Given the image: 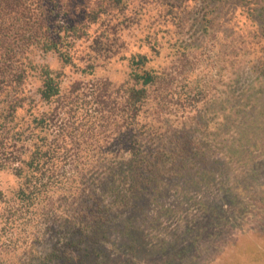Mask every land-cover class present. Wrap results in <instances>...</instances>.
Listing matches in <instances>:
<instances>
[{
	"label": "rangeland",
	"instance_id": "rangeland-1",
	"mask_svg": "<svg viewBox=\"0 0 264 264\" xmlns=\"http://www.w3.org/2000/svg\"><path fill=\"white\" fill-rule=\"evenodd\" d=\"M259 6L250 0H184L178 10L182 20L152 22L148 17L140 27L126 22L129 27L117 34L108 33V22L93 27L91 34L107 33L110 38L102 41L115 42L112 53L93 52V35L78 43L70 66L53 54L36 52L35 62L49 64L64 80V99L39 104V112L73 125L85 123L84 118L103 107L112 108L114 121L123 102L120 87L130 73L123 56L148 55L163 77L151 89L142 117L155 125L159 137L143 135L140 142L148 155L179 153L184 169L164 168V179L144 186L143 196L131 197L132 209L119 203L103 217L90 212L113 202L106 191L110 181L89 186L95 194L89 201L68 205L59 195L46 213L42 207L28 209L18 196L20 181L11 170L0 171V264H264V78L256 65L264 61L246 55L233 67L231 49L221 47L230 33L254 41L251 31L264 24V13L257 24L251 17ZM148 10L151 15L161 11L155 5ZM205 12L212 16L211 36ZM178 22L185 27L174 34ZM150 25L164 45L161 56L141 47ZM177 40L193 46L188 55L171 45ZM252 46L259 52L264 43ZM38 85L35 81L30 88ZM102 132L100 138L112 139L117 129L112 125ZM93 144V152L104 149L96 140ZM111 145L113 154L122 147L117 140ZM204 156L212 164H201ZM117 167L116 162L109 168ZM79 210L87 215L83 230L73 214Z\"/></svg>",
	"mask_w": 264,
	"mask_h": 264
},
{
	"label": "trees",
	"instance_id": "trees-1",
	"mask_svg": "<svg viewBox=\"0 0 264 264\" xmlns=\"http://www.w3.org/2000/svg\"><path fill=\"white\" fill-rule=\"evenodd\" d=\"M177 1L0 0V171L11 170L20 181L18 196L28 209L32 205L42 207L48 213L55 199L62 194L68 205L82 199L89 201L95 196L89 186L97 187L96 184L110 181L106 191L114 196L113 202L91 210V215H111L119 203H125L129 211L133 208L131 197L143 196L141 189L146 188L144 186L157 185L164 179V168L184 169L178 164L179 153L155 152L148 155L140 142L143 135L159 137L155 125L146 123L147 119L142 117L151 89L163 77L152 66L148 55L123 56L122 60L129 62L130 73L120 87L123 102L115 109V120L111 117L112 108L103 107L84 118L85 123L80 125H75L76 122L73 125L69 119L59 122L61 117L56 114L39 112V104L53 105L64 99V80L62 74L54 72L49 64H38L34 59L36 52L53 54L64 67L70 66L78 43L91 39L92 35L95 36L90 45L93 52L112 53L115 42L102 41L110 38L107 33L91 34L93 27L100 22H108V33L117 34L123 26L129 27L126 22L140 27L148 17L152 22L182 20L178 10L184 0L179 4ZM250 1L260 5L251 16L256 17L254 23L257 24L263 20L260 16L264 13V0ZM152 5L161 10L153 16L148 10ZM205 13V30L207 36H211L214 33L212 16ZM151 25L145 27L149 33L141 40V47H149L161 56L164 45L156 37V31L151 32ZM184 27L183 22L175 23L174 34H181ZM250 35L253 42H248L249 37L243 35L236 39L233 33L222 40L221 47L232 51L233 67L238 66L236 60L239 57L246 55H258L257 61H264V46L259 52L252 46L264 43V24L251 31ZM171 45L174 48L179 45L184 55L193 48L190 43L179 40ZM256 65L264 78V62L263 66ZM89 69L93 73L95 65ZM35 81L39 85L32 90L30 86ZM88 123H91L89 129L82 131L81 127ZM112 125L117 129L116 137L100 138L104 134L102 129L107 130ZM97 130H101L100 135H97ZM95 140L97 145H104L98 153L90 149ZM115 140L122 143V147L113 154L110 147ZM83 145L88 147L83 149ZM199 161L204 166L212 164L207 156ZM116 162L119 167L109 168ZM148 169L157 170L160 174L146 176ZM95 171L100 172L98 177H95ZM73 214L81 221H78V227L83 230L87 215L83 210Z\"/></svg>",
	"mask_w": 264,
	"mask_h": 264
}]
</instances>
